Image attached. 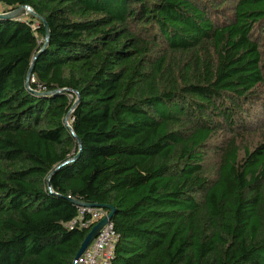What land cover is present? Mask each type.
Listing matches in <instances>:
<instances>
[{
	"label": "trees",
	"instance_id": "16d2710c",
	"mask_svg": "<svg viewBox=\"0 0 264 264\" xmlns=\"http://www.w3.org/2000/svg\"><path fill=\"white\" fill-rule=\"evenodd\" d=\"M0 264H264V0H0ZM47 34V36H46Z\"/></svg>",
	"mask_w": 264,
	"mask_h": 264
},
{
	"label": "built area",
	"instance_id": "2783aa9c",
	"mask_svg": "<svg viewBox=\"0 0 264 264\" xmlns=\"http://www.w3.org/2000/svg\"><path fill=\"white\" fill-rule=\"evenodd\" d=\"M107 210L102 207L77 206L75 215L62 225L66 229H85L95 224L102 217L106 216ZM117 234L113 225L108 220L99 229L97 235L77 257L76 264H110L113 257V247Z\"/></svg>",
	"mask_w": 264,
	"mask_h": 264
},
{
	"label": "water",
	"instance_id": "95a60500",
	"mask_svg": "<svg viewBox=\"0 0 264 264\" xmlns=\"http://www.w3.org/2000/svg\"><path fill=\"white\" fill-rule=\"evenodd\" d=\"M29 8L27 6H19L13 10H9L6 12H0V18H11V17H17L19 15H23L28 11ZM47 36V34H46ZM75 204L79 206H94V207H102L107 210L106 216L102 217L100 220H98L95 224H93L89 230L84 235L82 241L80 242V245L74 255L72 264H76L77 257L82 253V251L87 247V245L92 241V239L97 235L99 229L102 227L103 224H105L108 220H110L111 214H112V208L109 206H103V205H94V204H86L83 202L74 201Z\"/></svg>",
	"mask_w": 264,
	"mask_h": 264
}]
</instances>
